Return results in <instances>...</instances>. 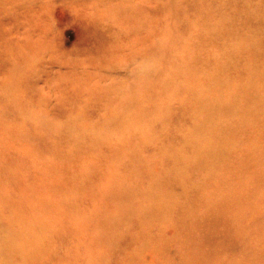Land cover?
<instances>
[{
  "label": "rangeland",
  "instance_id": "obj_1",
  "mask_svg": "<svg viewBox=\"0 0 264 264\" xmlns=\"http://www.w3.org/2000/svg\"><path fill=\"white\" fill-rule=\"evenodd\" d=\"M0 264H264V0H0Z\"/></svg>",
  "mask_w": 264,
  "mask_h": 264
}]
</instances>
